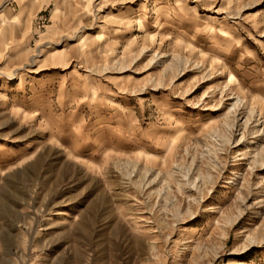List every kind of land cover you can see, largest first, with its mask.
Masks as SVG:
<instances>
[{"label":"rangeland","instance_id":"1","mask_svg":"<svg viewBox=\"0 0 264 264\" xmlns=\"http://www.w3.org/2000/svg\"><path fill=\"white\" fill-rule=\"evenodd\" d=\"M0 264H264V0H0Z\"/></svg>","mask_w":264,"mask_h":264},{"label":"bare ground","instance_id":"2","mask_svg":"<svg viewBox=\"0 0 264 264\" xmlns=\"http://www.w3.org/2000/svg\"><path fill=\"white\" fill-rule=\"evenodd\" d=\"M69 40H70V39H69ZM66 47H67V46H65V48H66ZM65 50H66V49H64L63 51L65 52ZM39 53H40V52H39ZM62 54H63V52H62ZM48 56H50V55H47V57H48ZM44 62H47V61H44ZM45 71H46V70H45ZM45 76H47V75H45ZM19 79H20V78H19ZM219 105H220V104H214V105H212V106H211V111H210V112H213V113H214L215 111H219V110H220V109H219ZM26 150H27V149H26Z\"/></svg>","mask_w":264,"mask_h":264}]
</instances>
